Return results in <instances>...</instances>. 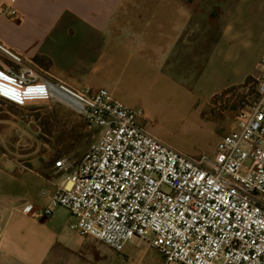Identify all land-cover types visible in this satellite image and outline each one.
<instances>
[{
    "label": "crops",
    "instance_id": "crops-1",
    "mask_svg": "<svg viewBox=\"0 0 264 264\" xmlns=\"http://www.w3.org/2000/svg\"><path fill=\"white\" fill-rule=\"evenodd\" d=\"M218 9L229 12L224 20ZM0 43L52 81L107 89L128 107L162 82L186 88L206 106L260 73L264 0H0ZM180 75L195 76L187 79L191 87ZM1 100L25 107L48 96L43 85L17 89L0 67ZM27 156L0 155V264H164L145 240L117 252L72 230L69 212L53 203L65 184L54 168L61 157L39 149ZM47 208L50 216L43 215Z\"/></svg>",
    "mask_w": 264,
    "mask_h": 264
},
{
    "label": "built area",
    "instance_id": "built-area-1",
    "mask_svg": "<svg viewBox=\"0 0 264 264\" xmlns=\"http://www.w3.org/2000/svg\"><path fill=\"white\" fill-rule=\"evenodd\" d=\"M2 12L20 20L16 10ZM0 67L17 89L43 85L48 98L65 102L98 130L76 166L66 156L54 162L65 184L53 203L69 212L72 230L117 252L132 239L145 240L164 264H264V54L256 98L214 156L196 157L151 134L141 124L144 110L107 89L56 83L1 43Z\"/></svg>",
    "mask_w": 264,
    "mask_h": 264
},
{
    "label": "rangeland",
    "instance_id": "rangeland-1",
    "mask_svg": "<svg viewBox=\"0 0 264 264\" xmlns=\"http://www.w3.org/2000/svg\"><path fill=\"white\" fill-rule=\"evenodd\" d=\"M228 13L218 9L217 17L224 20ZM41 70L48 78L45 69ZM259 74L250 77L249 84L223 92L206 106L193 102L186 88L166 82L127 102L130 107L143 108L146 118L141 124L151 134L187 155L214 156L219 140L234 128L238 115L256 98ZM179 77L191 87L187 79L195 76ZM97 137L98 130L91 129L65 102L48 98L20 107L0 101V155L25 161L28 154L39 149L53 159L66 156L76 166Z\"/></svg>",
    "mask_w": 264,
    "mask_h": 264
},
{
    "label": "trees",
    "instance_id": "trees-1",
    "mask_svg": "<svg viewBox=\"0 0 264 264\" xmlns=\"http://www.w3.org/2000/svg\"><path fill=\"white\" fill-rule=\"evenodd\" d=\"M43 59H44V58H42L41 56H36L34 60H35L36 62H41V60H43ZM251 80H252V78L249 77V78L246 80V84H249ZM227 91H229V90H227ZM227 91H225V92H227Z\"/></svg>",
    "mask_w": 264,
    "mask_h": 264
},
{
    "label": "bare ground",
    "instance_id": "bare-ground-1",
    "mask_svg": "<svg viewBox=\"0 0 264 264\" xmlns=\"http://www.w3.org/2000/svg\"><path fill=\"white\" fill-rule=\"evenodd\" d=\"M56 92H57L58 96H65V93L62 92L61 90H57Z\"/></svg>",
    "mask_w": 264,
    "mask_h": 264
}]
</instances>
